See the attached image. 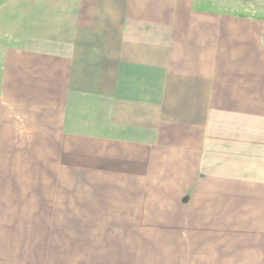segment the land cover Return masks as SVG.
I'll use <instances>...</instances> for the list:
<instances>
[{
  "label": "crops",
  "instance_id": "1",
  "mask_svg": "<svg viewBox=\"0 0 264 264\" xmlns=\"http://www.w3.org/2000/svg\"><path fill=\"white\" fill-rule=\"evenodd\" d=\"M258 1L0 0V264H264Z\"/></svg>",
  "mask_w": 264,
  "mask_h": 264
},
{
  "label": "rangeland",
  "instance_id": "2",
  "mask_svg": "<svg viewBox=\"0 0 264 264\" xmlns=\"http://www.w3.org/2000/svg\"><path fill=\"white\" fill-rule=\"evenodd\" d=\"M200 1V0H198ZM205 3L207 2L210 8L217 9L219 11H244L247 13H258L262 11L260 1L256 0L250 4H246L247 6L242 7L240 1L238 0H203Z\"/></svg>",
  "mask_w": 264,
  "mask_h": 264
},
{
  "label": "trees",
  "instance_id": "3",
  "mask_svg": "<svg viewBox=\"0 0 264 264\" xmlns=\"http://www.w3.org/2000/svg\"><path fill=\"white\" fill-rule=\"evenodd\" d=\"M238 1H240L241 2V4H244V5H242V7H245V6H247L248 4H250V3H252L254 0H238ZM247 4V5H246ZM196 7H198V8H202V9H208V10H211L212 8H210V6L208 5V3L206 2L205 3V1H203V0H200V1H198L197 0V2H196ZM212 10H214V9H212ZM234 13H236V14H239V15H250V16H255L257 13H247V12H244V11H234Z\"/></svg>",
  "mask_w": 264,
  "mask_h": 264
}]
</instances>
